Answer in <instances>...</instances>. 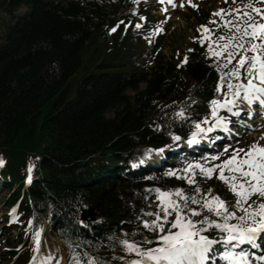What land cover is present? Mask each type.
<instances>
[{"label":"trees","instance_id":"trees-1","mask_svg":"<svg viewBox=\"0 0 264 264\" xmlns=\"http://www.w3.org/2000/svg\"><path fill=\"white\" fill-rule=\"evenodd\" d=\"M132 1L0 0V10L11 17L21 6L29 7L26 16L7 25L0 44V159L5 165L0 175L21 183L33 165L39 177L21 201L22 219L34 211L48 215L57 237L100 264L118 263L127 255L116 235H109L121 221L134 224L128 234L140 232L137 240L153 238L137 218H147L141 209L155 210L157 201L142 187L193 191L184 179L165 175L168 171L139 180L135 193L126 191L116 161H134L147 147H163L172 141L170 133L186 137L191 120L209 112V102L218 98L222 75L206 55L207 44L192 43L182 67L165 62L156 44L139 65L140 38L132 25L123 30L118 23L125 22ZM181 108L192 113L191 120L174 117ZM195 179L203 189L229 198L223 182ZM150 200L155 205L147 207ZM87 207L104 220L102 226H80L78 216ZM91 229L93 243L87 240Z\"/></svg>","mask_w":264,"mask_h":264},{"label":"snow or ice","instance_id":"snow-or-ice-1","mask_svg":"<svg viewBox=\"0 0 264 264\" xmlns=\"http://www.w3.org/2000/svg\"><path fill=\"white\" fill-rule=\"evenodd\" d=\"M224 2L228 6L214 11L211 14L214 18L208 24L198 26L201 35L192 37L201 46L207 42V57L216 64L218 71H222L217 84L218 98L209 102L210 111L203 118L191 120L184 108L173 113L178 120H191L193 127L186 140L190 146L205 139L211 141L209 134L214 130L228 132L232 123L230 117L239 118L245 112L241 105L248 106L246 115L249 117L253 115V105L264 108V0ZM159 3H167L173 8L177 6L175 0H159ZM187 3L193 8L198 7L192 0ZM180 6H184V0ZM161 10L166 12L167 8ZM144 19L140 17V20ZM135 27L139 29L141 24L136 23ZM114 31L116 27L110 29V32ZM186 62L187 56L181 64ZM170 137L173 144L183 140L174 132ZM169 147L164 145L150 151L162 153ZM229 150L231 155L221 159ZM3 163L0 159V165ZM131 166L135 168L137 165L133 163ZM27 171L26 183L31 181L33 165L30 164ZM165 175L184 179L193 186V191L179 187L146 189L157 201L155 210L141 209L143 217L147 218L137 219L142 229L152 233L153 238L137 240L138 231L126 234L118 241L127 254L120 256V260L125 264H219V261L225 264H264V243L260 242L264 240V144L253 141L246 149L225 145L222 152L210 153L188 162L179 171L169 170ZM197 175L205 179L215 176L228 187L234 200L225 201L219 194H213L211 188L203 189L196 182ZM14 214L15 209L9 213L13 218ZM28 223L32 224V220ZM213 230L217 232L216 236L208 234ZM41 231L37 229L33 233V256L29 264H52V255L40 254ZM241 245H247L253 251H245ZM55 264H60V260H55ZM73 264L81 262L76 259ZM87 264L100 262L89 258Z\"/></svg>","mask_w":264,"mask_h":264},{"label":"rangeland","instance_id":"rangeland-1","mask_svg":"<svg viewBox=\"0 0 264 264\" xmlns=\"http://www.w3.org/2000/svg\"><path fill=\"white\" fill-rule=\"evenodd\" d=\"M119 1L120 0H114V3L117 4ZM192 2L198 7L193 8L187 3V0H184L183 7L180 6L181 0H175L177 5L175 8L167 3L161 5L159 0H137L136 3L133 2L129 16L133 18L134 23H140L142 25L140 29L141 32H139L142 41L140 45H137L139 53L143 55L148 47L157 39L162 47L160 56L164 57L167 61L174 60L181 64V61L184 60L186 54L189 52L190 43L193 42L192 37H199L201 35V33L197 31L198 26L205 25L210 19H213L214 17H212L211 14L217 9L222 8V4L225 3L224 0H192ZM162 7L167 8V11H162ZM27 13V8H21L11 17L6 12L0 10V44L5 41L7 25H12L16 18ZM205 15L209 16V19L206 21ZM141 16L145 17V19L140 20ZM157 28H161L163 31L156 32L155 29ZM80 77L81 75L78 76V78ZM139 88L140 90L144 89L145 84H140ZM132 93L131 91L127 92L128 95H132ZM241 107L244 108L245 105H241ZM112 117V112L106 115L107 119H111ZM233 122L231 126L229 125V131L232 132L240 125L236 120H233ZM245 131L246 130H243L238 133L240 134L239 136L243 135ZM262 136H264V128H259V131L256 130L253 133L243 136L242 139L238 140V144L236 141L231 146L232 148L240 147L246 149L253 141H259L260 144H264V139L261 138ZM223 149L224 147L219 148L217 152H222ZM212 153H216V151ZM227 153L231 155V150ZM153 154L154 152L152 155ZM206 180L208 181V179ZM127 190L134 191L135 187H131ZM8 199L9 190L0 188V264H27V262H20L19 259L16 260V258L10 257L9 254L12 251L15 253L22 249L18 250V246H20L22 241L19 232L22 231L9 227L7 224L8 210L6 204L8 203ZM40 230H42L40 236V254L52 255V264H55V260L57 259L60 260V264H73L76 259H78L81 264H87L89 257L82 252L72 254L65 244L57 241L50 235L45 221L40 226ZM26 233V231L23 232L24 235H26ZM28 246L29 248L27 247V250H29V253L27 259L30 257L31 260L33 256L32 249L34 247L31 240Z\"/></svg>","mask_w":264,"mask_h":264},{"label":"water","instance_id":"water-1","mask_svg":"<svg viewBox=\"0 0 264 264\" xmlns=\"http://www.w3.org/2000/svg\"><path fill=\"white\" fill-rule=\"evenodd\" d=\"M82 218L87 222L93 220L92 212L91 211L85 212L84 215H82Z\"/></svg>","mask_w":264,"mask_h":264},{"label":"bare ground","instance_id":"bare-ground-1","mask_svg":"<svg viewBox=\"0 0 264 264\" xmlns=\"http://www.w3.org/2000/svg\"><path fill=\"white\" fill-rule=\"evenodd\" d=\"M252 110V109H251ZM261 128H264L263 126Z\"/></svg>","mask_w":264,"mask_h":264}]
</instances>
